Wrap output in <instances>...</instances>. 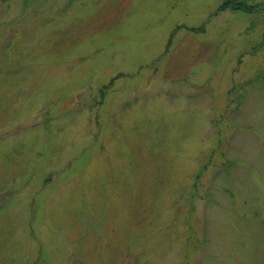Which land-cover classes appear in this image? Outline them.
Returning a JSON list of instances; mask_svg holds the SVG:
<instances>
[{"label":"rangeland","instance_id":"1","mask_svg":"<svg viewBox=\"0 0 264 264\" xmlns=\"http://www.w3.org/2000/svg\"><path fill=\"white\" fill-rule=\"evenodd\" d=\"M221 1L0 0V264H264V15Z\"/></svg>","mask_w":264,"mask_h":264},{"label":"trees","instance_id":"2","mask_svg":"<svg viewBox=\"0 0 264 264\" xmlns=\"http://www.w3.org/2000/svg\"><path fill=\"white\" fill-rule=\"evenodd\" d=\"M231 10L236 12H243L246 14H263L264 15V2H249L248 0H222L218 5L216 12ZM258 50V47H254ZM103 92V91H100Z\"/></svg>","mask_w":264,"mask_h":264}]
</instances>
